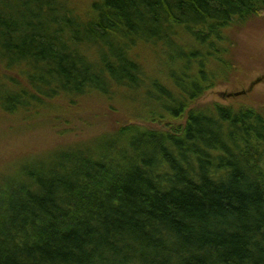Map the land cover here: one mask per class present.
<instances>
[{"label":"trees","instance_id":"16d2710c","mask_svg":"<svg viewBox=\"0 0 264 264\" xmlns=\"http://www.w3.org/2000/svg\"><path fill=\"white\" fill-rule=\"evenodd\" d=\"M263 15L264 0H0V120L64 142L0 154V264H264V107L187 112ZM88 98L127 119L65 142Z\"/></svg>","mask_w":264,"mask_h":264},{"label":"rangeland","instance_id":"374dc122","mask_svg":"<svg viewBox=\"0 0 264 264\" xmlns=\"http://www.w3.org/2000/svg\"><path fill=\"white\" fill-rule=\"evenodd\" d=\"M88 1L90 0H78V4L80 3L82 7ZM235 39L236 44L233 48L235 71L229 82L209 90L187 112L200 110L213 104L235 108L264 107V15L248 21L236 33ZM231 94L233 95L230 96ZM73 114L75 118L72 120L75 123L71 125L73 130H69L65 137V142L69 141V143L87 142L98 134L112 130L127 119L128 113L120 109L114 111L108 105L88 98L78 105V109ZM186 118L187 113L181 124L185 123ZM84 120L89 122L87 126L84 125ZM13 121L15 119L8 120V123L0 120V154L10 155L16 152L22 144L29 146L28 149L37 150L36 138L38 137L54 138V142L58 139V143H64L61 139L62 135L56 131L53 133L38 132L37 128L25 130L14 136L11 130L7 129L8 125L9 128L11 127ZM136 122L144 124L140 119ZM39 140L41 141L40 138Z\"/></svg>","mask_w":264,"mask_h":264},{"label":"water","instance_id":"95a60500","mask_svg":"<svg viewBox=\"0 0 264 264\" xmlns=\"http://www.w3.org/2000/svg\"><path fill=\"white\" fill-rule=\"evenodd\" d=\"M233 94H231L230 96H232ZM234 95H237V94H234Z\"/></svg>","mask_w":264,"mask_h":264}]
</instances>
